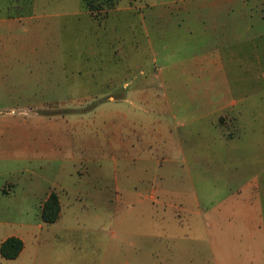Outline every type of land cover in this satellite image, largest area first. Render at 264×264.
I'll return each instance as SVG.
<instances>
[{"label": "rangeland", "instance_id": "1", "mask_svg": "<svg viewBox=\"0 0 264 264\" xmlns=\"http://www.w3.org/2000/svg\"><path fill=\"white\" fill-rule=\"evenodd\" d=\"M147 1L169 0H0V19H37L0 29V188L14 190L0 226L26 237L21 264L262 263L263 235L225 215L224 146L194 159L172 113V65L141 35ZM51 192L63 210L46 224Z\"/></svg>", "mask_w": 264, "mask_h": 264}, {"label": "crops", "instance_id": "2", "mask_svg": "<svg viewBox=\"0 0 264 264\" xmlns=\"http://www.w3.org/2000/svg\"><path fill=\"white\" fill-rule=\"evenodd\" d=\"M152 2L147 1L141 12V35L149 48L157 50V64L172 65V113L184 115L194 159L198 145L224 146L223 157L233 167L229 177L237 179L235 194L224 204L226 218L255 230L254 239L260 234L264 238V181L259 179L264 168L257 163L264 166V0ZM36 20L4 17L0 29L22 28ZM162 75L157 66V76ZM165 133L172 138L173 130ZM13 192L0 188V198ZM60 206L62 212L61 201ZM10 230L6 233L0 226V245L17 237L24 249L14 260L0 255V264H21L27 253L26 237Z\"/></svg>", "mask_w": 264, "mask_h": 264}, {"label": "trees", "instance_id": "3", "mask_svg": "<svg viewBox=\"0 0 264 264\" xmlns=\"http://www.w3.org/2000/svg\"><path fill=\"white\" fill-rule=\"evenodd\" d=\"M92 6H90V9ZM61 213L60 200L55 192H51L42 206L41 219L46 224L55 223ZM24 249V242L17 237H10L0 245V255L6 260L19 257Z\"/></svg>", "mask_w": 264, "mask_h": 264}]
</instances>
